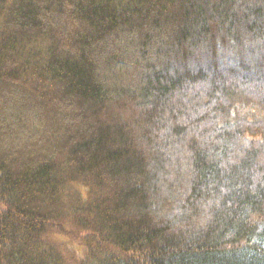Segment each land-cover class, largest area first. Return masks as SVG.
Listing matches in <instances>:
<instances>
[{
	"label": "trees",
	"instance_id": "obj_1",
	"mask_svg": "<svg viewBox=\"0 0 264 264\" xmlns=\"http://www.w3.org/2000/svg\"><path fill=\"white\" fill-rule=\"evenodd\" d=\"M0 264H264V0H0Z\"/></svg>",
	"mask_w": 264,
	"mask_h": 264
},
{
	"label": "rangeland",
	"instance_id": "obj_2",
	"mask_svg": "<svg viewBox=\"0 0 264 264\" xmlns=\"http://www.w3.org/2000/svg\"><path fill=\"white\" fill-rule=\"evenodd\" d=\"M256 116L260 117L261 116V113L259 111H256Z\"/></svg>",
	"mask_w": 264,
	"mask_h": 264
}]
</instances>
